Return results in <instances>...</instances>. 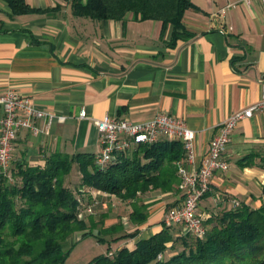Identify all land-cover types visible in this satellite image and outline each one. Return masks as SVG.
I'll return each instance as SVG.
<instances>
[{
    "label": "crops",
    "instance_id": "obj_1",
    "mask_svg": "<svg viewBox=\"0 0 264 264\" xmlns=\"http://www.w3.org/2000/svg\"><path fill=\"white\" fill-rule=\"evenodd\" d=\"M24 2L30 12L13 15L0 0V94L13 90L55 118L37 120V133H18L12 164L43 168L54 153L96 156L101 151L96 120L110 116L138 123L166 112L195 132L198 166L218 126L264 98L260 0H190L182 30L176 31L131 13L123 20L78 17L71 0ZM224 159L228 169L213 175L199 203L205 223L233 210L234 202L254 210L264 206V113L238 123ZM73 171L81 179L76 163ZM91 199L101 206L99 214L111 201L100 192ZM178 199L177 193L151 192L146 221L117 250L133 249L160 232L166 210Z\"/></svg>",
    "mask_w": 264,
    "mask_h": 264
},
{
    "label": "trees",
    "instance_id": "obj_2",
    "mask_svg": "<svg viewBox=\"0 0 264 264\" xmlns=\"http://www.w3.org/2000/svg\"><path fill=\"white\" fill-rule=\"evenodd\" d=\"M2 1L13 15L30 12L24 0ZM190 7V0H71L78 17L123 20L131 13L134 19L159 21L175 31L182 30V17ZM178 37L175 33L174 39ZM94 159L92 154L54 153L43 168L11 162V181L0 174V264H65L71 247L86 236L99 241L134 238L152 205L145 201L148 195L178 194L176 165L183 159L178 142L140 145L106 167ZM75 163L81 182L73 191L65 178ZM92 192L117 198L127 222L120 214L109 219L107 212L81 218L92 205ZM204 224L208 229L203 239L182 234L179 226L163 225L135 248L122 247L87 264H264V206L234 207Z\"/></svg>",
    "mask_w": 264,
    "mask_h": 264
},
{
    "label": "built area",
    "instance_id": "obj_3",
    "mask_svg": "<svg viewBox=\"0 0 264 264\" xmlns=\"http://www.w3.org/2000/svg\"><path fill=\"white\" fill-rule=\"evenodd\" d=\"M260 1L264 4V0ZM0 108L3 112L0 119V174L11 181L12 153L18 133L21 130L37 133V120L47 118L51 122L55 117L37 108L29 97L13 90L0 94ZM256 113H264V98L232 113L218 126L198 166L194 147L195 132L187 127L184 120L166 112L138 123L104 116L95 122L101 151L94 160L97 166L106 167L118 155L130 154L140 145H149L160 140L178 142L183 150V159L176 165L179 199L176 205L166 210L163 225L179 226L182 234L203 239L208 227L204 224L203 216L198 213L199 203L209 193L213 175L228 169L224 154L234 129L239 122ZM79 116L85 117V112L81 111ZM56 119L58 122L64 121V117ZM238 206L239 203L234 202V207Z\"/></svg>",
    "mask_w": 264,
    "mask_h": 264
},
{
    "label": "rangeland",
    "instance_id": "obj_4",
    "mask_svg": "<svg viewBox=\"0 0 264 264\" xmlns=\"http://www.w3.org/2000/svg\"><path fill=\"white\" fill-rule=\"evenodd\" d=\"M70 188L73 191L80 188V176L73 171L70 173ZM110 204L106 205L105 212L108 213L109 219H115L117 214H120L122 217L126 216L125 210L121 206V202L115 198H109ZM100 207L97 204L92 205L91 209H85L81 212L80 217L86 219L90 215H95L100 213ZM123 222H127L125 219ZM127 227L128 224H125ZM104 241H99L98 238L94 235L86 236L82 240L78 241L70 249V252L67 256L65 264H87L91 259L96 256L104 254H113L115 250L120 245H123L127 239H121L118 241L109 240V238L103 237Z\"/></svg>",
    "mask_w": 264,
    "mask_h": 264
}]
</instances>
